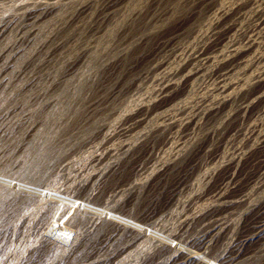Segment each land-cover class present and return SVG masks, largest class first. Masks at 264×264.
Listing matches in <instances>:
<instances>
[{"label": "rangeland", "instance_id": "374dc122", "mask_svg": "<svg viewBox=\"0 0 264 264\" xmlns=\"http://www.w3.org/2000/svg\"><path fill=\"white\" fill-rule=\"evenodd\" d=\"M263 122L264 0H0V264H264Z\"/></svg>", "mask_w": 264, "mask_h": 264}, {"label": "bare ground", "instance_id": "6f19581e", "mask_svg": "<svg viewBox=\"0 0 264 264\" xmlns=\"http://www.w3.org/2000/svg\"><path fill=\"white\" fill-rule=\"evenodd\" d=\"M244 1V0H243ZM258 6V5H257ZM228 9V8H227ZM47 11V10H46ZM231 11V10H230ZM260 12H261V10H260ZM226 21V20H225ZM27 22V21H26ZM236 28V27H235ZM35 29V28H34ZM220 29V28H219ZM248 29V28H247ZM258 31V30H257ZM214 33V32H213ZM242 33V32H241ZM257 33V32H256ZM240 34V33H239ZM31 36V35H30ZM255 36V35H254ZM213 37V36H212ZM256 42V41H255ZM206 43V42H205ZM221 44V43H220ZM218 45V44H217ZM236 45V44H235ZM253 48H254V46H253ZM256 51V50H255ZM254 51V52H255ZM195 52V51H194ZM211 54V53H210ZM18 55V54H17ZM201 55V54H200ZM16 56V55H15ZM244 56V55H243ZM245 58V57H244ZM196 60V59H195ZM204 60V59H203ZM242 60V59H241ZM235 61V60H234ZM198 62V61H197ZM208 62V61H207ZM187 69V68H186ZM220 69V68H219ZM220 71V70H219ZM258 74V73H257ZM216 75V74H215ZM261 76V75H260ZM256 79V78H255ZM178 80V79H177ZM226 81V80H225ZM165 86V85H164ZM236 87V86H235ZM232 88V87H231ZM236 89V88H235ZM260 96V95H259ZM255 98V97H254ZM220 109V108H219ZM213 111V110H212ZM211 111V112H212ZM261 114V113H260ZM243 115V114H242ZM244 116V115H243ZM174 117V116H173ZM262 117V116H261ZM172 118V117H171ZM259 118V117H258ZM240 119V118H239ZM195 120V119H194ZM193 120V121H194ZM241 120V119H240ZM247 120V119H246ZM263 121V120H262ZM167 122V121H166ZM170 122V121H169ZM258 122V121H257ZM191 123V122H190ZM262 123V122H261ZM264 123V122H263ZM251 124V123H250ZM173 125V124H172ZM169 126V125H168ZM200 126V125H199ZM241 128V127H240ZM259 128V127H258ZM125 129V128H124ZM186 129V128H185ZM252 130V129H251ZM261 130V129H260ZM252 132V131H251ZM254 132V131H253ZM252 132V133H253ZM213 133V132H212ZM256 133V132H255ZM253 135V134H252ZM208 136V135H207ZM233 136V135H232ZM245 136H246V133H245ZM258 136V135H257ZM254 137V136H253ZM212 138V137H211ZM243 138V137H242ZM260 139V138H259ZM257 140V139H256ZM242 141V140H241ZM258 141V140H257ZM244 142V141H243ZM148 143V142H147ZM264 143V142H263ZM206 144V143H205ZM251 144H253V143H251ZM203 145V144H202ZM242 145V144H241ZM177 146V145H176ZM255 146V145H254ZM203 147H205V146H203ZM235 147V146H234ZM249 148V147H248ZM183 149V148H182ZM205 150V149H204ZM244 150V149H243ZM247 150V149H246ZM175 151V150H174ZM173 151V152H174ZM263 151V150H262ZM206 152V151H205ZM238 152V151H237ZM240 152V151H239ZM243 152V151H242ZM258 152H259V150H258ZM246 153V152H245ZM194 155V154H193ZM235 155V154H234ZM261 155V154H260ZM199 156V155H198ZM243 156V155H242ZM245 156V155H244ZM264 157V156H263ZM197 159V158H196ZM213 159V158H212ZM247 159V158H246ZM236 160V159H235ZM213 161V160H212ZM217 161V160H216ZM215 162V161H214ZM251 162V161H250ZM258 162V161H257ZM170 163V162H169ZM210 163V162H209ZM219 163H220V161H219ZM218 164V163H217ZM196 168V167H195ZM201 168V167H200ZM242 168V167H241ZM235 169H236V166H235ZM168 170V169H167ZM262 170V169H261ZM213 171V170H212ZM177 173V172H176ZM236 173V172H235ZM107 174V173H106ZM179 174V173H178ZM149 175V174H148ZM183 176V175H182ZM211 176V175H210ZM175 177V176H174ZM200 178V177H199ZM210 178V177H209ZM154 180V179H153ZM169 180V179H168ZM233 180V179H232ZM235 180H236V178H235ZM184 181H186V180H184ZM197 181V180H196ZM169 182V181H168ZM178 182V181H177ZM182 182V181H181ZM201 182V181H200ZM103 183V182H102ZM252 183V182H251ZM70 184V183H69ZM159 184V183H158ZM183 184V183H182ZM188 184V183H187ZM202 184V183H201ZM245 184V183H244ZM164 185V184H163ZM221 185V184H220ZM234 186V185H233ZM246 186V185H245ZM258 186V185H257ZM75 187V186H74ZM154 187V186H153ZM230 187V186H229ZM119 188H120V186H119ZM236 188H237V186H236ZM72 189V188H71ZM148 189V188H147ZM226 190V189H225ZM239 190V189H238ZM249 190V189H248ZM72 191V190H71ZM93 191V190H92ZM107 191V190H106ZM103 192V191H102ZM212 192V191H211ZM251 192V191H250ZM110 193V192H109ZM132 193V192H131ZM130 193V194H131ZM148 193V192H147ZM187 194V193H186ZM210 194V193H209ZM218 194V193H217ZM259 194V193H258ZM222 195V194H221ZM234 195V194H233ZM232 195V196H233ZM91 196V195H90ZM101 196V195H100ZM150 196V195H149ZM200 196V195H199ZM202 196V195H201ZM207 196V195H206ZM205 196V197H206ZM235 196V195H234ZM233 196V197H234ZM240 196V195H239ZM92 197V196H91ZM232 197V198H233ZM229 198H231V197H229ZM257 198V197H256ZM262 198V197H261ZM89 199H90V197H89ZM131 199V198H130ZM210 199V198H209ZM215 199V198H214ZM102 200V199H101ZM127 200V199H126ZM190 200V199H189ZM197 200V199H196ZM207 200V199H206ZM144 201V200H143ZM213 201V200H212ZM232 201V200H231ZM153 202V201H152ZM200 202V201H199ZM251 202V201H250ZM101 203V202H100ZM167 203V202H166ZM168 204V203H167ZM176 205V204H175ZM123 207V206H122ZM168 208V207H167ZM173 208V207H172ZM196 208V207H195ZM259 208V207H258ZM223 209V208H222ZM227 209V208H226ZM230 209V208H229ZM195 210H197V209H195ZM217 210V209H216ZM242 210V209H241ZM264 210V209H263ZM127 211V210H126ZM147 211V210H146ZM244 211V210H243ZM129 212V211H128ZM127 212V213H128ZM219 212V211H218ZM62 213V212H61ZM131 213V212H130ZM136 213H138V212H136ZM180 213V212H179ZM259 213V212H258ZM189 214V213H188ZM216 214V213H215ZM219 214V213H218ZM133 215V214H132ZM77 216V215H76ZM213 216V215H212ZM217 216V215H216ZM255 216V215H254ZM263 216V215H262ZM261 216V217H262ZM73 217V216H72ZM125 217H127V216H125ZM192 217V216H191ZM210 217V216H209ZM264 217V216H263ZM176 218V217H175ZM180 218V217H179ZM190 218V217H189ZM183 219V218H182ZM122 220V219H121ZM191 220V219H190ZM104 221H105V219H104ZM125 221V220H124ZM150 221V220H149ZM168 221V220H167ZM170 221V220H169ZM188 221V220H187ZM225 221V220H224ZM178 222H180L179 220H178ZM231 222V221H230ZM111 223V222H110ZM169 223V222H168ZM190 223H191V221H190ZM229 223V222H228ZM121 224V223H120ZM175 224H177V223H175ZM192 224V223H191ZM165 225V224H164ZM261 225V224H260ZM87 226V225H86ZM100 226V225H99ZM255 226V225H254ZM136 227V226H135ZM138 227V226H137ZM172 227H173V225H172ZM179 227V226H178ZM165 228V227H164ZM171 228V227H170ZM182 228V227H181ZM110 229V228H109ZM189 229V228H188ZM125 230V229H124ZM163 230V229H162ZM172 230V229H171ZM175 230V229H174ZM219 231V230H218ZM244 231V230H243ZM124 232V231H123ZM123 232H122V234H123ZM111 233V232H110ZM175 233V232H174ZM181 233H183V232H181ZM210 233V232H209ZM260 233V232H259ZM103 234V233H102ZM121 234V235H122ZM137 234V233H136ZM172 234H173V232H172ZM171 234V235H172ZM44 235V234H43ZM75 235V234H74ZM73 235V236H74ZM250 235V234H249ZM224 236H226V235H224ZM246 236V235H245ZM248 236V235H247ZM242 237H243V235H242ZM120 238V237H119ZM71 239V238H70ZM76 239H78V238H76ZM154 239V238H153ZM241 239V238H240ZM206 240V239H205ZM216 240V239H215ZM241 240H244V239H241ZM150 241V240H149ZM240 242V241H239ZM126 243V242H125ZM144 243V242H143ZM149 243V242H148ZM203 243V242H202ZM217 243V242H216ZM120 245V244H119ZM150 245V244H149ZM159 245V244H158ZM196 245V244H195ZM240 245V244H239ZM156 246V245H155ZM190 246V245H189ZM208 246V245H207ZM222 246V245H221ZM196 247V246H195ZM240 247V246H239ZM244 247V246H243ZM185 248V247H184ZM199 248V247H198ZM227 248V247H226ZM190 249V248H189ZM239 249V248H238ZM245 249H246V246H245ZM184 250V249H183ZM194 250V249H193ZM131 252V251H130ZM190 251H188V253H189ZM221 252V251H220ZM230 252V251H229ZM197 253V252H196ZM216 253V252H215ZM226 253V252H225ZM129 254V253H128ZM185 254V253H184ZM218 254H220V253H218ZM126 255V254H125ZM145 255V254H144ZM188 255H190V253L188 254ZM202 255V254H201ZM228 255V254H227ZM249 255V254H248ZM175 256V255H174ZM225 256V255H224ZM223 256V257H224ZM144 257V256H143ZM174 258V257H173ZM213 258V257H212ZM215 258V257H214ZM228 258V257H227ZM190 259H192V258H190ZM216 259V258H215ZM161 260H163V259H161ZM183 260V259H182ZM187 260V259H186ZM196 260V259H195ZM227 260V259H226ZM117 261V260H116ZM190 261V260H189ZM188 261V262H189ZM194 261V260H193ZM208 262V261H207ZM234 262V261H233ZM209 263V262H208ZM216 263V262H215ZM256 263V262H255ZM167 264V263H166ZM175 264H178V263H175ZM183 264V263H182ZM193 264V263H192ZM198 264V263H197ZM213 264V263H212ZM261 264V263H260Z\"/></svg>", "mask_w": 264, "mask_h": 264}]
</instances>
